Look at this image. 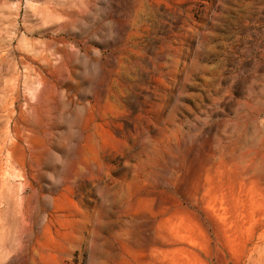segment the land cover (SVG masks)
Instances as JSON below:
<instances>
[{"label":"rangeland","instance_id":"374dc122","mask_svg":"<svg viewBox=\"0 0 264 264\" xmlns=\"http://www.w3.org/2000/svg\"><path fill=\"white\" fill-rule=\"evenodd\" d=\"M0 264H264V0H0Z\"/></svg>","mask_w":264,"mask_h":264}]
</instances>
